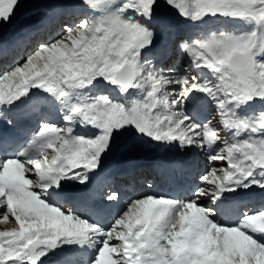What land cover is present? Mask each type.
<instances>
[{"label":"snow or ice","instance_id":"6c2138e0","mask_svg":"<svg viewBox=\"0 0 264 264\" xmlns=\"http://www.w3.org/2000/svg\"><path fill=\"white\" fill-rule=\"evenodd\" d=\"M23 7L0 0V27ZM58 7L66 16L58 35L23 62L0 63V118L28 103L49 109L19 151L0 155V223L15 225L0 231V264H48L66 250L87 255L85 264H264V207L231 223L218 215L239 193H264V0ZM174 16L196 28L221 19L248 27L177 34ZM9 47L0 42L4 57ZM177 53L187 68L171 62ZM143 144L226 166L206 167L184 199L141 195L108 222L103 214L121 203L117 187L90 209L63 206L118 149Z\"/></svg>","mask_w":264,"mask_h":264},{"label":"bare ground","instance_id":"6f19581e","mask_svg":"<svg viewBox=\"0 0 264 264\" xmlns=\"http://www.w3.org/2000/svg\"><path fill=\"white\" fill-rule=\"evenodd\" d=\"M58 6L53 8L48 16H36L29 23L24 24L5 43L10 45L9 52L7 57H4L0 52V63L7 61L8 64L14 65L17 62H23V58L35 48L39 41H47L58 35L61 25L66 19L63 11ZM31 10L36 11L35 8H28L25 14H28ZM215 28H218V26H201L196 29L185 26L180 28L177 34L209 33L214 31ZM226 28L239 29V26L228 24ZM27 30H33L31 38L23 45L11 47L12 43ZM171 62L185 68L188 67L186 60L179 53L172 58ZM102 90L97 89V91ZM113 94H115L114 91ZM189 107L197 109L198 105L193 103ZM48 110L47 105H41L38 112L33 111L32 104L28 103L19 109L8 112L6 117L0 118V155L4 153L13 154L19 151L34 134L39 115L47 113ZM204 115H207V113H204ZM208 119L211 120L212 117L208 116ZM8 120H11L12 123H7ZM212 123L215 125L216 121L213 120ZM165 148L151 145L149 150L144 151L145 153L135 151V148L128 151L124 148L118 149L109 158L104 168L91 177L92 183L87 189L81 190V195L65 197L61 200V203L66 208L79 207L81 210H87L91 208L89 205L94 204L96 199L106 194L108 190L117 187L122 195L121 203L103 214L102 218L105 222H108L111 216L119 211L124 204L141 195L159 194L184 199L195 177L206 167L226 166L222 163L208 165L204 154L201 152L182 153L175 148L164 151ZM129 168H134L135 172L132 173ZM261 207H264V193H239L236 198L225 203L223 213H218V215L222 220L231 223L242 212L253 211ZM11 223H13L12 218L8 222L1 223L0 231L11 228ZM58 254L51 256L48 264H85L87 259V255L74 250H66Z\"/></svg>","mask_w":264,"mask_h":264},{"label":"rangeland","instance_id":"374dc122","mask_svg":"<svg viewBox=\"0 0 264 264\" xmlns=\"http://www.w3.org/2000/svg\"><path fill=\"white\" fill-rule=\"evenodd\" d=\"M68 2H69V0H22V3L24 5V7L21 8L20 11L17 13V16L14 19V21L11 24H9V25L0 27V42L6 43L10 38H12L14 36V34L17 33L18 30L24 24L29 23L34 17L37 16V15H35V13L37 11L40 12V13L47 14V15H44V16H37V17H45V16H48L51 13V10L53 8H55L57 5H61V4L68 3ZM34 5H40L41 7L37 9V8L34 7ZM28 8L29 9H34L35 8L36 11L33 12L31 10L28 14H25V12L28 10ZM173 18H174V22H175L176 32L179 31L180 28L185 27V26H188L189 28L196 29V27H193L192 25H190L188 23H185L183 21V19L178 17V16H174ZM228 24L239 26V29H234V28H233L234 30L233 29H228V28H226V26ZM213 25H217L218 26V28H215L214 31L229 30V31H237V32H239V31L247 30V27H248V26H246V25H244L242 23H235V22H231V21H227V20H223V19L216 20V21H210L207 25H203V26L211 27ZM178 34H180V33H178ZM120 143H130V141H128L127 138H121ZM150 148H151V145L143 144L142 146L135 147V151H140V152L145 153L144 151L149 150ZM169 149H172V148L166 147L164 149V151H169ZM258 192L259 191L257 190V191H251V192H242L241 194H247V193L255 194V193H258ZM11 225H12V227L15 226L14 222L11 223ZM5 230H7V229H5Z\"/></svg>","mask_w":264,"mask_h":264}]
</instances>
